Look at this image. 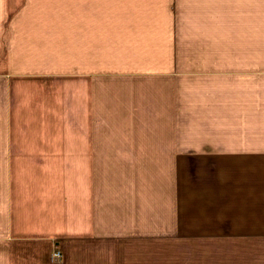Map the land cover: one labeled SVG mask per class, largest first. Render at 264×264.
I'll return each mask as SVG.
<instances>
[{
	"label": "crops",
	"instance_id": "0c3cea01",
	"mask_svg": "<svg viewBox=\"0 0 264 264\" xmlns=\"http://www.w3.org/2000/svg\"><path fill=\"white\" fill-rule=\"evenodd\" d=\"M64 1L0 0V264H76L162 222L176 239L182 218L185 241L264 264V0H71V25ZM185 160L230 184L182 204Z\"/></svg>",
	"mask_w": 264,
	"mask_h": 264
},
{
	"label": "rangeland",
	"instance_id": "374dc122",
	"mask_svg": "<svg viewBox=\"0 0 264 264\" xmlns=\"http://www.w3.org/2000/svg\"><path fill=\"white\" fill-rule=\"evenodd\" d=\"M35 8H36V3ZM59 4V7L63 5L65 12L64 22L66 25L72 24V11L74 8V2L71 0L64 2H53L52 4ZM48 9H55L54 6H46ZM71 33H66V38H69ZM66 57L64 61V76H71L72 72V56L71 49L65 50ZM98 62H104L102 55L103 50H97ZM101 51V52H100ZM104 67L102 64H98V68ZM72 80L67 77L63 82L60 80H52L49 85V93L55 92L58 88L68 89L71 88ZM169 162L161 161V181L162 185L167 186L169 184V176L172 177V169ZM172 163V162H171ZM176 183L179 187L180 202L183 204V200L188 196L196 199L200 197L201 186L222 184L229 185L230 178L227 174H222L219 179L216 171L217 162H207L200 160H185L176 162ZM214 165V167H211ZM213 169L214 172H211ZM226 173V172H225ZM171 174V175H170ZM220 175V173L218 174ZM213 185V186H214ZM188 199V198H187ZM168 199L162 201V205L167 203ZM164 219V218H162ZM184 220V218H182ZM193 220V232L195 233L202 225L200 220ZM178 223V237L170 238L168 234V226L165 222L161 223V238L157 240L152 239V235H146L144 240H122L117 237V233L114 231L105 232L106 234L98 233L97 239L92 242H80V250L86 252V256L76 258L79 263L76 264H231L232 258L225 256L221 252L216 250V242L210 241L209 254L204 250V245L200 242H190L184 240V221ZM210 227V226H208ZM68 238V237H67ZM67 251L73 252L74 244L72 241L66 242ZM93 252V253H92ZM60 253L59 255H57ZM208 254V255H207ZM94 256V257H92ZM52 260L57 263H62L65 259L64 253L58 247L55 248ZM67 258V257H66ZM72 259V257H71ZM68 264H71L68 263Z\"/></svg>",
	"mask_w": 264,
	"mask_h": 264
},
{
	"label": "built area",
	"instance_id": "2783aa9c",
	"mask_svg": "<svg viewBox=\"0 0 264 264\" xmlns=\"http://www.w3.org/2000/svg\"><path fill=\"white\" fill-rule=\"evenodd\" d=\"M60 253H58L57 255H59Z\"/></svg>",
	"mask_w": 264,
	"mask_h": 264
}]
</instances>
